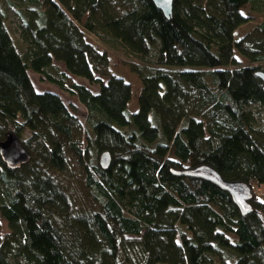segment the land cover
Listing matches in <instances>:
<instances>
[{"label":"trees","instance_id":"obj_1","mask_svg":"<svg viewBox=\"0 0 264 264\" xmlns=\"http://www.w3.org/2000/svg\"><path fill=\"white\" fill-rule=\"evenodd\" d=\"M17 1L0 0V145L13 133L31 158L11 168L0 155V264H264V115L252 109L264 108V0H173L170 17L153 0ZM89 34L139 76L135 110ZM199 164L246 182L252 209L173 172Z\"/></svg>","mask_w":264,"mask_h":264},{"label":"rangeland","instance_id":"obj_2","mask_svg":"<svg viewBox=\"0 0 264 264\" xmlns=\"http://www.w3.org/2000/svg\"><path fill=\"white\" fill-rule=\"evenodd\" d=\"M12 1H14L16 3L18 2L17 0H12ZM3 5L7 9V19H6L7 26L13 35L14 42L16 43L18 49L22 52L25 45L22 42L21 37H20L21 18L19 16V14L17 13L16 9L14 7L9 6L7 1H4ZM243 11L247 12V13H251L248 10V7H244ZM257 21H258V18L255 17V20H253L252 22H248V23H245L242 26H240V28H238L236 31V34H235L236 37H240L241 35H243L247 31L251 30L255 26ZM87 38L94 45H96L100 50L107 49L108 56H109L108 70L110 72L116 74V75L122 76L125 80H127L128 82L131 83V85H132V98H131L130 102L128 103V108L131 111L135 110L137 108V104H138V95H139L141 88H142V83H141L139 76L137 75V73L131 71L129 65H127L123 61V59L121 58V55L115 49H112L109 46L99 44V42L97 41V39L93 35L89 34L87 36ZM236 56L241 63H248V60L244 56L240 55L237 51H236ZM263 64H264V61H263ZM30 74H31V77H32V79H33L34 83L36 84V87L39 91L52 90V91H56V92L60 93L61 96L63 97V99L65 100V102L71 108V110H73V107H74L73 104H74L75 105L74 108L76 109V113L80 116V118H83L85 107L75 97H73L67 91L58 88L56 86V84H54L50 81L41 80L40 75L38 73H34L33 71H30ZM77 79L79 81H82V82H85V83L91 85L95 89H98L97 85L91 84L85 78H77ZM262 107L263 106H260L258 104L252 105V109L254 111H256L259 114L258 116H260V117H263V115H264V108L261 109ZM258 109H261V110H258ZM258 191H259L260 195L262 196V198H264V184H262L261 187L258 188ZM1 224H2V231L1 232L4 234L5 232H7L9 230V228H8L6 220L2 219ZM231 238L232 239L234 238L233 234H231Z\"/></svg>","mask_w":264,"mask_h":264},{"label":"water","instance_id":"obj_3","mask_svg":"<svg viewBox=\"0 0 264 264\" xmlns=\"http://www.w3.org/2000/svg\"><path fill=\"white\" fill-rule=\"evenodd\" d=\"M167 17H170L173 9V0H153ZM256 75L263 82L264 89V70H256ZM0 155L4 162L11 168H17L27 163L31 158V153L22 143V141L13 133H9L5 142L0 145ZM111 153L103 151L100 155V165L107 168L111 163ZM178 175H189L207 179L224 190H227L233 201L237 204L243 214L252 209L250 199L253 197L252 188L244 181H233L225 179L217 169L208 164H199L194 167H185L180 170H174Z\"/></svg>","mask_w":264,"mask_h":264}]
</instances>
